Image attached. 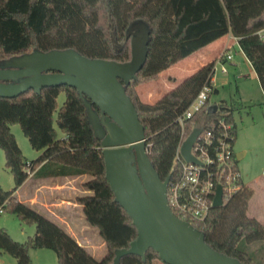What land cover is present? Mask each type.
<instances>
[{
  "label": "trees",
  "instance_id": "16d2710c",
  "mask_svg": "<svg viewBox=\"0 0 264 264\" xmlns=\"http://www.w3.org/2000/svg\"><path fill=\"white\" fill-rule=\"evenodd\" d=\"M143 23L147 30L146 57L135 79L124 86L143 128L146 155L160 181L174 180V161L180 141L175 120L203 85L210 86L213 64H206L163 93L153 104L139 101L136 88L154 81L159 74L226 36L237 46L253 69L264 96V0H0V62L52 50H73L87 59L124 63L129 60V42L123 39L129 27ZM121 45V47H120ZM63 93L60 107L56 99ZM208 101L183 122V137L198 128L211 131L219 119L235 127L232 111L218 103L217 112L206 114ZM91 109H96L91 106ZM17 125L30 149L40 154L26 162L10 126ZM59 133L61 137H58ZM0 150L4 168L12 178L9 191L0 188V210L15 216L20 224L34 227L23 243L12 241L0 228V252L15 264H31L30 250L48 249L57 264H113L114 251L127 248L136 231L104 179L99 140L92 134L81 97L67 87L32 90L14 99H0ZM26 165L43 178L88 176L81 188L90 192L76 199L85 223L97 231L105 254L95 260L83 247L13 194L27 178ZM252 190L241 186L219 208L192 227L202 233L213 251L241 264H264V226L248 218ZM158 260L152 250L144 261L126 255L117 264H151Z\"/></svg>",
  "mask_w": 264,
  "mask_h": 264
},
{
  "label": "water",
  "instance_id": "95a60500",
  "mask_svg": "<svg viewBox=\"0 0 264 264\" xmlns=\"http://www.w3.org/2000/svg\"><path fill=\"white\" fill-rule=\"evenodd\" d=\"M133 29L135 33L129 38ZM147 35L143 23L129 27L123 44L129 40L130 57L124 63L87 59L70 49L33 51L3 61L0 99L62 86L74 89L81 97L93 137L99 140L104 179L114 202L136 231L127 248L114 251L113 264L126 255L144 261L149 249L162 264H241L213 251L204 243L201 232L170 212L165 199L169 177L160 181L147 159L143 128L124 92V86L135 79L144 64ZM205 112L214 114L216 106H208ZM200 133V129H192L179 146V156L187 163L198 164L189 151ZM221 206L217 185L211 209Z\"/></svg>",
  "mask_w": 264,
  "mask_h": 264
},
{
  "label": "rangeland",
  "instance_id": "374dc122",
  "mask_svg": "<svg viewBox=\"0 0 264 264\" xmlns=\"http://www.w3.org/2000/svg\"><path fill=\"white\" fill-rule=\"evenodd\" d=\"M134 33L135 29L131 31L129 38L133 36ZM224 70L226 71V75L221 77L226 79V83L222 87L218 88L217 93H214L212 90L209 95L208 103L210 105H218L220 101L219 99H223L226 103H230L231 100L234 99V96H237V98H241V101L244 100L245 103H248L245 105L246 108H242L245 106H241V102H238L237 100L239 108H235V110L232 109V117L236 124V134L232 145V151L234 156H236L237 153L246 151L240 160H236V167L240 174L241 183L243 186H250L252 190V196L248 201L246 216L248 218H255L262 224V226H264V107L262 105L261 91L259 87H256L255 83H253L254 81H249L247 77H238L231 66L226 65ZM242 72H244V69H242ZM178 75V80L180 81L187 76H182V74ZM216 75L217 72L214 76ZM221 77L216 76L215 78ZM240 83H242L241 87ZM160 84L162 85L163 83L159 81V83L143 84L139 87V90L141 91L142 89L151 86L152 88H155L156 93H160L162 95L166 92V90L165 88H162ZM143 99L144 98L141 97L142 101H144ZM157 99L158 98L153 95L152 98L148 99L146 104H153ZM63 100L64 95L61 92L56 99L58 107L61 106ZM234 102H236V100ZM252 104H255V106L252 107ZM250 117L254 119L252 132L247 130L248 128L245 127L247 118L250 119ZM242 125L244 128L241 136L239 137L238 133ZM9 130L14 137L23 159L26 162L34 160L37 157V153L30 149L26 139L21 134L19 127L17 125H13L10 126ZM235 141L238 146L235 144ZM88 179L89 177L87 176L86 180ZM12 186V178L8 171L4 168L3 153L0 150V188L4 191H9ZM0 228L4 229L12 241L16 243H23L28 237H31L34 234L33 226L20 224L15 216L5 212L0 214ZM77 240L81 242L84 240L83 245L88 247L89 251L95 257V260H99L102 257L100 255L105 254V247L102 245V241L98 237L96 230L88 233V235L82 238V240ZM29 258L31 264H57L55 254L48 249L30 250ZM0 264H15V261L11 257L1 253ZM152 264L162 263L159 260H154Z\"/></svg>",
  "mask_w": 264,
  "mask_h": 264
},
{
  "label": "crops",
  "instance_id": "0c3cea01",
  "mask_svg": "<svg viewBox=\"0 0 264 264\" xmlns=\"http://www.w3.org/2000/svg\"><path fill=\"white\" fill-rule=\"evenodd\" d=\"M221 55H223V57L219 59ZM226 55L230 56L229 60L225 59ZM209 63L213 64V75L211 77L210 84L214 93H217L218 88L222 87L226 83V79L221 77L226 75V71L225 73L221 72V68H224L226 65L231 66L238 77H247L249 81H254L253 83H255L256 87H259L253 69L251 68L250 64L245 59V57L237 46V40L231 37L230 35H226L210 43L209 45L205 46L203 49L199 50L193 55L179 61L175 65L161 72L156 80L148 83H159V81H161V83H163L162 85L160 84L162 88H165V90L168 91L180 82V80H178V74H182V76H189L198 68ZM242 69H244V72H242ZM216 72V76L221 78H215L216 76L214 75ZM241 85L242 83H240V87ZM139 87L136 88V93L139 98V101L143 103H146L148 99L152 98L153 95H155L156 98H159L161 95L160 93H156L155 88H152L151 86H148L147 88H144L141 91L139 90ZM261 96L262 105L264 107V96L262 92ZM141 97L144 98L143 100L145 102L141 100ZM233 98L234 99L231 100L230 103H226L223 99H219V103H223L224 105H226L229 109H231L232 113L235 108H239L237 100L238 102H241V106H245L248 104L245 103L243 99V101H241V98H237V96H234ZM235 100L236 102H234ZM254 106L255 104H252V107ZM242 108H246V106ZM232 120L236 130V124L234 122L233 117ZM253 120L254 119L250 117V119L247 118L246 121L245 127H247L248 129H246L250 130V132L253 131ZM243 128L244 126L242 125L238 133L239 137L242 134ZM57 134L58 137H61L59 133ZM236 145L238 146V144ZM35 153H37V156L40 154V152ZM245 153L246 151H243L242 153H237L235 156L236 160H240ZM34 172L35 170L31 171L30 175H27V178L22 183V185L14 192L13 197L17 201L33 209L35 212H37L50 222L59 226L66 234L71 236L79 246L83 247L86 251L90 253L93 258H95L93 254L89 251L88 247L83 245L84 240L82 242L77 240H82V238L88 235V233L95 231L93 228L89 227L85 223L81 210L82 207L76 202L77 198L88 196L91 194L90 192L85 191L81 188V184L87 181V176L83 175L75 177L43 178L34 176ZM245 187L251 189V187L248 185H245ZM1 213L2 212H0V214ZM259 224L262 225L261 223Z\"/></svg>",
  "mask_w": 264,
  "mask_h": 264
},
{
  "label": "built area",
  "instance_id": "2783aa9c",
  "mask_svg": "<svg viewBox=\"0 0 264 264\" xmlns=\"http://www.w3.org/2000/svg\"><path fill=\"white\" fill-rule=\"evenodd\" d=\"M222 57L223 55L219 59ZM225 59L229 60L230 56L226 55ZM221 72L225 73L224 68H221ZM211 92V84L203 85L187 108L175 120L180 127V141L174 157L178 166V175L174 180H169L165 199L170 212L190 225L200 223L207 218L217 185L220 186L222 205L242 186L232 151L233 125L224 119H219L211 131L204 133L201 131L194 141L189 154L198 162L197 165L185 162L178 153L179 146L185 138L183 137L184 120H189L204 107ZM25 173L30 175L28 165H26Z\"/></svg>",
  "mask_w": 264,
  "mask_h": 264
}]
</instances>
